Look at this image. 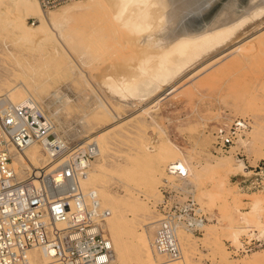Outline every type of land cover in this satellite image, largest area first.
Here are the masks:
<instances>
[{
    "label": "rangeland",
    "instance_id": "1",
    "mask_svg": "<svg viewBox=\"0 0 264 264\" xmlns=\"http://www.w3.org/2000/svg\"><path fill=\"white\" fill-rule=\"evenodd\" d=\"M75 2L89 3L74 0L45 12L59 13ZM91 9L71 10L66 14L70 19L62 23L71 46L78 50L81 44L88 45L85 55L73 52L77 63L82 59L86 64L79 63L81 70L72 72L57 66L58 60L47 49L20 40L0 17V97L22 83L70 144L92 137L105 145V182L91 181L98 175L95 157L86 186L107 190L122 205L112 213L130 227L123 264H135L131 249L141 233H146L149 243L152 239L161 210L160 186L165 181L177 185L167 176L169 164H164L162 155L166 149L178 153L187 166L185 185L205 216L200 232L189 234L187 242L181 238L187 233L179 237L189 264H264V188L251 185L258 167L264 169V14L249 20L216 53L195 62L158 92L129 101L108 93L102 79L117 63L128 66L140 54L128 45L125 31L110 29L105 17ZM26 22L37 25L32 18ZM96 40L103 46L99 50ZM215 54L223 56L212 61ZM236 121L243 129L226 152L218 153V130L227 131ZM35 147L37 163L46 165L40 147ZM147 158L157 173L156 190L142 187ZM238 165L245 172H239ZM253 201L259 204L257 211L251 207ZM235 231L238 242L232 240ZM248 235L258 240L256 246L246 253L237 251Z\"/></svg>",
    "mask_w": 264,
    "mask_h": 264
},
{
    "label": "built area",
    "instance_id": "2",
    "mask_svg": "<svg viewBox=\"0 0 264 264\" xmlns=\"http://www.w3.org/2000/svg\"><path fill=\"white\" fill-rule=\"evenodd\" d=\"M37 1L48 11L74 0ZM243 127L236 121L227 131L218 130V153L226 152ZM32 144L40 146L46 167L19 175L12 160ZM74 145L56 132L38 103L28 100L17 105L0 97V264L111 262L113 248L105 225L109 211L101 206L96 192L85 191L81 184L97 145ZM166 172L177 185L165 181L159 188L161 210L151 248L155 255L173 261L182 256L179 232H200L205 216L185 185L186 171L173 164ZM251 180L254 188L262 190L264 169L258 167ZM251 236L241 240L237 251L246 253L256 246L258 240ZM34 250L45 260L33 261Z\"/></svg>",
    "mask_w": 264,
    "mask_h": 264
},
{
    "label": "bare ground",
    "instance_id": "3",
    "mask_svg": "<svg viewBox=\"0 0 264 264\" xmlns=\"http://www.w3.org/2000/svg\"><path fill=\"white\" fill-rule=\"evenodd\" d=\"M88 2L89 3L75 2L59 13L50 12L47 14V12L41 9L37 0H0V17L3 18L4 22L7 21L11 29L15 32V35L19 37L20 40L22 39L27 41V43H34L35 46L37 45L41 49H47L46 53L52 57H56L58 60L56 62L57 66L67 68L72 72L74 69L81 70V64H86L85 60L82 59L81 62H79L81 64L77 63L74 53H77L76 55L80 53L83 55L87 54L88 45L83 43V45L81 44L82 47L79 46L78 50H76L73 45L71 46L72 43L65 40L67 35L63 34L64 32L62 27L64 26L62 23L68 20L69 16L67 17L66 14H68L71 10L89 8H92L91 10H93V8H95L105 17L110 29L116 32L118 30L125 31L128 45L137 50L140 54L139 58H137L132 64H128V66H125V62L123 63L124 65H117L120 64L117 63L115 66L113 64V68H115V70L111 68L113 69L112 73L106 74L102 79V83L106 87L108 93L120 100L129 101H131V99H137L140 101L141 99L143 100L145 97H150L152 94L158 92L163 86L171 83L178 74L193 65L195 62L217 51L228 38L232 35L235 36L236 32L249 20L254 19V17H258V15L264 14V5L252 7L246 14L233 22L205 35L198 37H178L169 47L144 51L141 46L136 47L134 43L130 42V40L151 33L155 27L159 28L163 23L164 20L162 13L155 0H88ZM84 13L86 12L84 11ZM26 18L34 19V22H36L37 25L35 27H31L27 24ZM96 41L98 42V40ZM65 42H68L66 43L67 46L69 45L68 47L65 46ZM100 44L98 42V45H96L98 50L103 47ZM128 45L126 44V46ZM91 48L94 47L92 46ZM218 55L215 54L211 60L215 61L223 56ZM78 58L80 59V57ZM53 95H57V92H54ZM1 97L8 98L17 105L24 104L28 100L35 103L33 95L22 83L11 86ZM100 106L103 110L107 112L109 111V108L107 109L108 106L103 104ZM91 139L88 141L86 138L82 139L74 146L89 142L97 145L95 157H97L98 160V175L96 174L91 181L101 184L105 182L103 179L107 175V172L103 167L105 145L98 144L96 138L91 137ZM36 145L37 144H32L24 148L22 152L20 151L19 154L13 158L12 166L17 174L23 175L27 171H33L34 169L46 167V165L41 166L38 164L39 162L37 163L38 150L35 147ZM162 155L164 156V164L168 163V166L173 164L180 165L186 171L187 176V166L178 153H173V151L166 149L163 150ZM154 156L156 157V154L153 155V158ZM143 164L145 167V170H143L145 171L143 172L145 177L142 179L145 180V182H143L142 187L148 191L154 190L157 173L152 169L150 159H144ZM238 167L239 172H245L246 168L244 166L238 165ZM167 176L174 178L169 174H167ZM89 180L87 170L86 174L81 179L83 189L85 191L92 190L96 192L97 196H101L102 200L98 197L101 206L109 211V216L106 219V225L112 236V242L114 245V248H112L114 250L115 257H112L113 259L108 264H112L113 262L123 264L126 255L125 235L127 234L126 231H128L130 227L123 218H117L116 215L112 213L116 208H120L122 205L119 204L115 197L107 190L96 187L89 189L86 186V184L89 183ZM103 202H105L107 206L104 207ZM251 207L257 211L259 209L258 202L253 201V205H251ZM256 211L254 213H257ZM255 223H258V220L256 222L254 220V225H256ZM259 227L260 224L258 228ZM262 227V231H264V225ZM237 233L235 231V233L232 234V240L234 242H238ZM189 234H191V232L180 231L179 237L181 235L182 240L187 242L190 237ZM131 250L133 251V255L135 257V264H189L186 253H182L180 259L173 261H168L159 255H155L151 248V241L149 243L146 233L140 234L137 239V243L133 245ZM151 255L155 258L151 257ZM31 259L33 261L45 260L41 252L38 250H34L31 253ZM250 263L257 264L255 261H251Z\"/></svg>",
    "mask_w": 264,
    "mask_h": 264
},
{
    "label": "water",
    "instance_id": "4",
    "mask_svg": "<svg viewBox=\"0 0 264 264\" xmlns=\"http://www.w3.org/2000/svg\"><path fill=\"white\" fill-rule=\"evenodd\" d=\"M163 17L159 28L130 42L144 51L169 47L178 37H198L246 14L264 0H155Z\"/></svg>",
    "mask_w": 264,
    "mask_h": 264
}]
</instances>
